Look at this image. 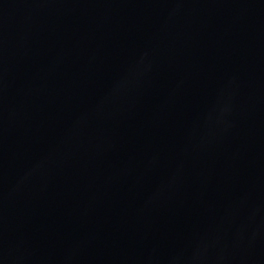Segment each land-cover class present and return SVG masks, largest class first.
<instances>
[{"label": "water", "instance_id": "95a60500", "mask_svg": "<svg viewBox=\"0 0 264 264\" xmlns=\"http://www.w3.org/2000/svg\"><path fill=\"white\" fill-rule=\"evenodd\" d=\"M0 264H264V0H0Z\"/></svg>", "mask_w": 264, "mask_h": 264}]
</instances>
